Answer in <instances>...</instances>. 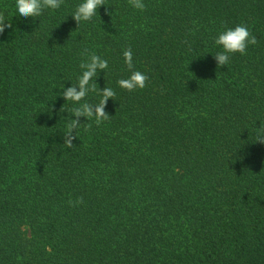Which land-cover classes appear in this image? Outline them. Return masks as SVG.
Instances as JSON below:
<instances>
[{
    "label": "trees",
    "instance_id": "16d2710c",
    "mask_svg": "<svg viewBox=\"0 0 264 264\" xmlns=\"http://www.w3.org/2000/svg\"><path fill=\"white\" fill-rule=\"evenodd\" d=\"M81 2L23 18L0 0V264H264V0H105L77 25ZM236 25L258 43L217 68ZM129 47L148 77L132 92ZM84 49L115 96L68 148L57 94Z\"/></svg>",
    "mask_w": 264,
    "mask_h": 264
},
{
    "label": "clouds",
    "instance_id": "9594fccd",
    "mask_svg": "<svg viewBox=\"0 0 264 264\" xmlns=\"http://www.w3.org/2000/svg\"><path fill=\"white\" fill-rule=\"evenodd\" d=\"M63 0H15L16 11L20 17L23 18H37L40 17L45 9L56 10L61 7ZM129 4L137 10L143 11L146 5L143 0H129ZM105 5V0H82L75 8L74 13L71 15L73 20L78 24L81 22H88L94 16L98 15L97 10L100 6ZM3 13H0V34H3L5 28H12L11 23H5ZM215 45L219 46L222 51L214 54L217 68L226 66L232 54L239 53L245 55L248 46L256 45L258 41L255 36L244 25H236L234 28H227L219 33L214 40ZM82 56H87V59L80 63L79 67L82 74L78 77L76 84H71L64 88L63 84L57 95L61 96L64 101L71 102L75 107L72 108L71 117L66 125L65 132L63 133V144L71 148L73 140L77 139V131L85 123H81L80 118H85L86 121H93L97 126L110 119L109 114L105 111L109 99L113 100L115 92L110 87L99 88L96 83V77L100 72L108 68V62L102 59L99 55L92 53L88 54V50L84 49L81 53ZM124 63L130 71V76L125 79H120L118 85L120 88L129 92L137 89H144L148 77L134 69L133 54L131 48H127L123 52ZM95 78V79H94ZM89 93H96L100 96L98 103H91L87 101ZM91 128V124H87L84 130ZM264 144V125H260L256 129V140ZM83 203V198H78L75 203L69 201V204L75 206L76 204Z\"/></svg>",
    "mask_w": 264,
    "mask_h": 264
}]
</instances>
